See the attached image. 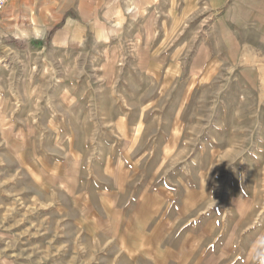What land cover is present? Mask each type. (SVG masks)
I'll use <instances>...</instances> for the list:
<instances>
[{"label": "rangeland", "instance_id": "rangeland-1", "mask_svg": "<svg viewBox=\"0 0 264 264\" xmlns=\"http://www.w3.org/2000/svg\"><path fill=\"white\" fill-rule=\"evenodd\" d=\"M260 256L264 0H10L0 264Z\"/></svg>", "mask_w": 264, "mask_h": 264}, {"label": "crops", "instance_id": "crops-1", "mask_svg": "<svg viewBox=\"0 0 264 264\" xmlns=\"http://www.w3.org/2000/svg\"><path fill=\"white\" fill-rule=\"evenodd\" d=\"M10 1V0H9ZM9 1H8V3H9ZM13 1V0H12ZM7 3V4H8ZM7 6V5H6ZM17 6H18V4H16V6H15V8H13V9H15L14 11H13V13H12V15H16V8H17ZM28 13H27V15H28V18H29V22L31 21V22H33V21H35V19L37 20V21H43V19L42 18H40V20H38V16H36V14H35V19H34V15L31 13V11H27Z\"/></svg>", "mask_w": 264, "mask_h": 264}, {"label": "built area", "instance_id": "built-area-1", "mask_svg": "<svg viewBox=\"0 0 264 264\" xmlns=\"http://www.w3.org/2000/svg\"><path fill=\"white\" fill-rule=\"evenodd\" d=\"M9 0H0V17H2V14L5 10V7L7 5Z\"/></svg>", "mask_w": 264, "mask_h": 264}, {"label": "clouds", "instance_id": "clouds-1", "mask_svg": "<svg viewBox=\"0 0 264 264\" xmlns=\"http://www.w3.org/2000/svg\"><path fill=\"white\" fill-rule=\"evenodd\" d=\"M254 259H260L261 260V264H264V256H260V257H253Z\"/></svg>", "mask_w": 264, "mask_h": 264}, {"label": "bare ground", "instance_id": "bare-ground-1", "mask_svg": "<svg viewBox=\"0 0 264 264\" xmlns=\"http://www.w3.org/2000/svg\"><path fill=\"white\" fill-rule=\"evenodd\" d=\"M133 8V7H132ZM129 9H131V8H129ZM134 10H135V8H134Z\"/></svg>", "mask_w": 264, "mask_h": 264}]
</instances>
